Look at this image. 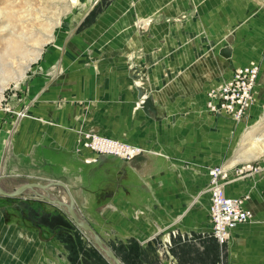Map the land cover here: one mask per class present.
Segmentation results:
<instances>
[{"label":"crops","instance_id":"crops-1","mask_svg":"<svg viewBox=\"0 0 264 264\" xmlns=\"http://www.w3.org/2000/svg\"><path fill=\"white\" fill-rule=\"evenodd\" d=\"M249 13L250 0H111L82 32L83 43L94 49L88 66L69 63L60 80L51 68L36 73L16 111L0 112V169L17 176L3 186L60 180L74 187L76 197L80 190L86 198L85 188L89 192L93 184L77 185L90 181L95 171L84 162L93 153L82 147L81 135L91 127H113L114 134H124L125 140H119L140 153L127 161L97 157V162L114 158L117 163L114 191L120 205L138 198L160 204L161 209L137 221H144L146 231L148 221L159 223L166 241L167 230L175 234L177 222L183 233L209 231L206 169L218 157L214 133L234 124L232 117L207 109L206 92L228 79L234 68L249 64L234 58L249 52ZM135 67L146 78L131 79L128 72ZM138 86L142 98L150 99L149 108L138 106ZM248 178L228 177L225 194L247 195ZM96 191L91 190V197L108 196ZM189 198L198 200L200 218L186 225L181 213ZM252 198L249 194L244 204L252 218L230 230L227 264H264V210ZM8 199L16 203L24 198ZM5 203L0 200V264H57L53 254L49 258L45 253L47 243L16 218L15 205Z\"/></svg>","mask_w":264,"mask_h":264},{"label":"rangeland","instance_id":"rangeland-1","mask_svg":"<svg viewBox=\"0 0 264 264\" xmlns=\"http://www.w3.org/2000/svg\"><path fill=\"white\" fill-rule=\"evenodd\" d=\"M95 1L77 0L72 3V0H0V86H4L0 91V112L16 111L23 97L29 93L36 73L44 74L51 68L57 76L56 79L60 80L67 73V64L83 63L88 66L94 49L87 41L83 43L82 32L91 27L99 15L105 13L111 2L97 0L79 24ZM247 21L249 52L243 53L242 58L238 56L234 58L259 66L260 73L253 101L247 113L245 112L246 115L242 116L244 118L241 117L238 121L233 119L236 123L232 122L234 125L231 123L233 127L230 130L219 128L218 132L214 133V136L218 137V157L211 161L206 170L223 160L226 162L222 165H231L234 161L231 167L235 172L232 171L229 177L239 179L250 176L246 183L250 192H247L246 196L252 195L254 205L264 210V0H250ZM135 68L128 72L131 79L146 78L144 70ZM7 78L11 80L4 84ZM206 89L202 92L203 99ZM142 97L143 95L138 96L140 101L138 106L143 107L145 98ZM113 129L91 127L89 131L125 140L124 134L120 137L114 134ZM106 159L97 162V158L87 164L95 173L90 175V181L86 178L77 185V188L81 184L83 187L86 184H93L91 190L96 189V193L105 192L108 196L91 197L93 193L85 188L87 197L84 198V193L80 190L76 197L74 187L69 189L80 213L114 250L123 264H227V244H219L210 234V229L207 232L191 230L190 233H183L178 229L180 224L177 222L174 224L175 234L167 230L168 241L164 239V231L157 227L159 223L152 225V222L148 221L146 225L149 226V230L146 231L144 221L139 222L137 218L143 219L154 209H161L157 208L160 204L152 199L147 201L138 198L133 199L134 201L127 199L128 204L121 206L119 199L115 197L117 192L114 191L116 182L119 181L115 176L117 163L114 158ZM95 165L97 168L93 167ZM245 166L250 168L244 169L242 173L236 171ZM52 193L65 200L63 189L54 187ZM6 198L0 196V200L9 206L12 204L21 206L22 214L16 208L17 213L19 212L15 215L16 218L27 229L37 233L44 244L47 243L45 253L49 258L53 254L52 258L57 264H108L92 242L58 207L33 198L17 199L16 203L13 199ZM117 199L118 202L115 204ZM197 203L198 200L194 198L187 200L186 207L181 213L186 225L190 220L196 223L200 218ZM208 220L210 221L209 218ZM138 235H145L146 240Z\"/></svg>","mask_w":264,"mask_h":264},{"label":"built area","instance_id":"built-area-1","mask_svg":"<svg viewBox=\"0 0 264 264\" xmlns=\"http://www.w3.org/2000/svg\"><path fill=\"white\" fill-rule=\"evenodd\" d=\"M258 75L259 66L253 62L234 68L219 88H211L206 92L207 109L212 113L241 118L252 99ZM81 144L93 153L91 158H84L86 163L103 155L130 160L139 153L138 148L128 142L91 131L81 135ZM236 171L243 172L241 169ZM227 174V168L222 164L208 170L210 234L219 244L227 242L232 228L252 218V212L244 206L246 195L230 197L225 194Z\"/></svg>","mask_w":264,"mask_h":264},{"label":"water","instance_id":"water-1","mask_svg":"<svg viewBox=\"0 0 264 264\" xmlns=\"http://www.w3.org/2000/svg\"><path fill=\"white\" fill-rule=\"evenodd\" d=\"M97 0L89 7L81 18L79 24L88 15ZM226 52L229 49H225ZM224 51V50H223ZM227 55H230L228 53ZM139 97L143 95V88L137 87ZM38 96V95H37ZM34 97V100L36 97ZM144 108H149L151 106L150 99H144ZM140 154V153H138ZM137 154V155H138ZM17 176L4 174L2 168L0 169V196L7 198L23 197L33 198L37 200L45 201L52 204L63 211V213L71 220V222L84 233V235L92 242L93 246L99 251L102 256L106 259L108 264H123L119 257L116 255L114 250L104 241V239L99 235V233L93 228L90 222L84 218V216L78 210L75 199L71 194L67 184L60 180H47L45 182H33L25 181L19 185L13 186L11 189H6L3 186V182L16 179ZM52 187H59L63 189L65 193V200L53 195L50 190ZM19 212L22 214V208L19 204L15 205Z\"/></svg>","mask_w":264,"mask_h":264},{"label":"bare ground","instance_id":"bare-ground-1","mask_svg":"<svg viewBox=\"0 0 264 264\" xmlns=\"http://www.w3.org/2000/svg\"><path fill=\"white\" fill-rule=\"evenodd\" d=\"M77 0H72V3H74V2H76ZM258 22V21H257ZM38 51H39V49H38ZM238 64H240V63H238ZM234 66H236V65H234ZM23 75V74H22ZM21 75V76H22ZM259 77V76H258ZM11 80V78H7V79H5V83L4 84H6V82H9ZM258 80V79H257ZM257 83V82H256ZM3 83H2V85H4ZM221 84H219L218 86H215V87H213V88H219V86H220ZM3 87L4 86H0V91L3 89ZM255 89H256V86H255ZM255 89H254V91H255ZM254 93L255 92H253V96H254ZM253 96H252V99H251V101H250V103H249V105L247 106V108H246V113H247V110H248V108L250 107V105H251V103H252V101H253ZM246 113H245V115H246ZM226 117V116H225ZM229 118L230 117H232V116H228ZM233 119H235L234 117H232ZM242 118H244V117H242ZM225 119V118H224ZM227 119V118H226ZM231 120V122H234L235 120H241V119H235V120ZM230 120V119H229ZM228 121V120H227ZM234 123H236V122H234ZM228 124H230V125H232L231 123H228ZM255 139H259V138H255ZM89 159V158H88ZM232 166V164L231 165H228L226 168H227V172H228V174H229V172H232L231 171V167ZM246 168H250V166H245V168L243 167V168H241V171H243L244 169H246ZM233 173V172H232ZM231 173V174H232ZM228 174H227V176H228ZM229 176H230V174H229ZM228 176V177H229ZM209 186V185H208ZM209 188V187H208ZM61 196V195H60ZM244 204H245V201H244ZM204 215V214H203ZM207 219V218H206ZM208 226V225H207ZM204 229V228H203ZM203 232H205V231H203Z\"/></svg>","mask_w":264,"mask_h":264}]
</instances>
